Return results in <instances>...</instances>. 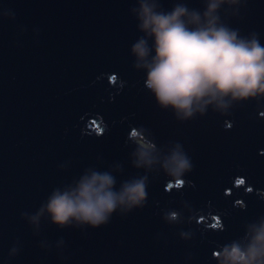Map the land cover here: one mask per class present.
Wrapping results in <instances>:
<instances>
[{
  "label": "water",
  "instance_id": "95a60500",
  "mask_svg": "<svg viewBox=\"0 0 264 264\" xmlns=\"http://www.w3.org/2000/svg\"><path fill=\"white\" fill-rule=\"evenodd\" d=\"M135 5L0 0V264H218L222 246L264 216V99L183 122L160 109L133 68ZM229 22L264 44V0H248ZM128 136L165 152L181 143L194 165L185 185L149 173L145 206L98 229L61 230L45 216L37 230L22 219L86 167L121 162L118 183L144 175L130 164Z\"/></svg>",
  "mask_w": 264,
  "mask_h": 264
},
{
  "label": "clouds",
  "instance_id": "9594fccd",
  "mask_svg": "<svg viewBox=\"0 0 264 264\" xmlns=\"http://www.w3.org/2000/svg\"><path fill=\"white\" fill-rule=\"evenodd\" d=\"M247 2L200 0L201 7L195 8L187 0H172L171 7L165 8L163 0H136L130 12L142 35L130 47L133 68L145 73L144 86L160 109L171 110L183 122L197 114L206 115L209 108L227 115L234 102L264 99L260 34H243L229 22L239 18L240 8ZM10 14L15 19L12 11ZM127 141L135 145L130 164L143 169L144 175L118 183L117 174L124 171L121 162L103 170L86 167L78 177L54 187L34 214L22 212V219L37 230L45 216L61 230L98 229L109 224L113 214L123 216L145 206L149 173L163 172L170 177L169 186L174 183L179 189L185 185L183 177L194 165L181 143L171 144L165 152L168 145L138 143L129 136ZM178 216L169 212L164 218L171 222ZM58 244L64 245V239ZM17 253L13 246L9 256ZM214 258L218 264H264V216L258 223H248L244 236L224 244Z\"/></svg>",
  "mask_w": 264,
  "mask_h": 264
},
{
  "label": "rangeland",
  "instance_id": "374dc122",
  "mask_svg": "<svg viewBox=\"0 0 264 264\" xmlns=\"http://www.w3.org/2000/svg\"><path fill=\"white\" fill-rule=\"evenodd\" d=\"M138 141H141L140 139H137ZM141 143H146V142H143V141H141ZM263 195V194H262Z\"/></svg>",
  "mask_w": 264,
  "mask_h": 264
},
{
  "label": "snow or ice",
  "instance_id": "6c2138e0",
  "mask_svg": "<svg viewBox=\"0 0 264 264\" xmlns=\"http://www.w3.org/2000/svg\"><path fill=\"white\" fill-rule=\"evenodd\" d=\"M134 135H135V133H134ZM239 183H243V181H239Z\"/></svg>",
  "mask_w": 264,
  "mask_h": 264
}]
</instances>
